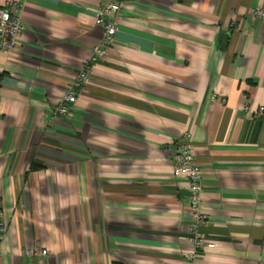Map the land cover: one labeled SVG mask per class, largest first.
Listing matches in <instances>:
<instances>
[{
  "label": "crops",
  "instance_id": "1",
  "mask_svg": "<svg viewBox=\"0 0 264 264\" xmlns=\"http://www.w3.org/2000/svg\"><path fill=\"white\" fill-rule=\"evenodd\" d=\"M109 1L0 0L26 25L0 51V264H188L185 134L215 243L196 264H264V0H121L73 114L51 118Z\"/></svg>",
  "mask_w": 264,
  "mask_h": 264
},
{
  "label": "built area",
  "instance_id": "2",
  "mask_svg": "<svg viewBox=\"0 0 264 264\" xmlns=\"http://www.w3.org/2000/svg\"><path fill=\"white\" fill-rule=\"evenodd\" d=\"M120 10L121 0H110L99 9L96 23L103 28V35L93 46L92 54L86 61L85 68L75 74L67 91L59 99L55 108L51 110V118L71 117L73 114L79 92L90 80L89 69L104 59L106 48L114 40L120 20ZM253 14L264 17V10L256 9L253 11ZM25 27V22L19 13H12L9 8L0 6V51H15L19 46L20 36ZM244 110H248V106H245ZM258 113H264V105L258 107ZM176 148L174 172L177 175L183 176L188 182L189 207L193 219L189 228L191 234L189 239L194 243L195 247L187 254L188 264H196L202 248H213L215 243L198 230L199 225L206 220L207 215L201 209L203 194L202 176L199 167L196 165L193 145L188 134L183 135L178 140ZM4 232L5 223L2 217H0V243ZM41 253L45 255L48 253V250L43 249Z\"/></svg>",
  "mask_w": 264,
  "mask_h": 264
}]
</instances>
